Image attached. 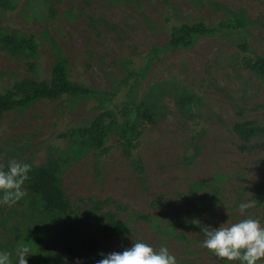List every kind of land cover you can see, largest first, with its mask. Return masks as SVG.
I'll return each instance as SVG.
<instances>
[{
	"label": "rangeland",
	"instance_id": "1",
	"mask_svg": "<svg viewBox=\"0 0 264 264\" xmlns=\"http://www.w3.org/2000/svg\"><path fill=\"white\" fill-rule=\"evenodd\" d=\"M8 1L15 9L0 6V29L33 34L39 48L13 56L0 43L1 91L24 78L50 79L61 52L73 82L118 90L113 108L121 109L134 90L158 103V115L141 127L129 155L113 137L108 149L62 164L59 186L72 212L67 224L43 217L25 184L20 201L0 203V251L12 253L17 264L15 249L24 242L31 248L27 264H67L60 252L72 244L85 263L79 244L80 237H91L86 223L118 221L120 234L103 241L104 255L145 242L157 251L166 247L177 264H241L208 252L201 227L249 217L264 226V80L241 64L244 56L264 55V0ZM234 15L247 18V30L201 38L191 49L151 58L173 26L213 25ZM245 41L249 51L239 47ZM185 96L193 101L183 106ZM97 105L93 98L63 97L6 113L0 120V166L7 171L15 160L32 169L63 158L69 143L61 134L88 124ZM247 120L260 127L248 141L234 131ZM241 203L249 205L243 213ZM53 232L51 242L42 240Z\"/></svg>",
	"mask_w": 264,
	"mask_h": 264
},
{
	"label": "trees",
	"instance_id": "2",
	"mask_svg": "<svg viewBox=\"0 0 264 264\" xmlns=\"http://www.w3.org/2000/svg\"><path fill=\"white\" fill-rule=\"evenodd\" d=\"M0 6L15 9L8 0H1ZM248 25L247 18L234 15L213 25L196 21L173 26L168 40L160 47L154 48L151 52V58H157L171 51L191 49L201 38L247 30ZM0 43L2 48L13 56L35 54L39 48L35 35L8 33L2 29H0ZM239 47L244 51L250 50L246 41L241 43ZM241 64L243 68L250 70L259 79L264 80V55L250 54L244 56ZM117 94L118 90H100L73 82L69 61L61 52L56 53L50 79L24 78L16 81L12 86L0 90V120L6 113L24 110L40 100L57 101L63 97H71L77 99L93 98L98 102L99 111L88 124L73 127L61 134V137L69 143V148L66 153H63V158L58 160L50 158L48 163L33 167L28 173L29 179L24 184L35 197L36 203L40 207V214L46 219L56 218L60 219L63 224H67L72 216L68 198L59 186L62 164L88 153L108 149L106 144L113 137L119 140L124 152L129 155L131 150L136 148L141 127L147 123L154 124L156 122L158 103L155 100H150L147 97L140 98L136 91L131 90L124 106L117 110L113 108ZM192 101L191 96H185L181 99V104L183 106L188 105ZM234 131L248 141L260 131V127L255 121L247 120L236 123ZM47 222L50 223L51 221ZM86 226L90 229L91 237L88 241L86 238L80 237L79 247L82 246L85 261V263L80 262V264H87L86 262L89 260L95 264L102 258L103 241L117 238L121 226L118 221L88 222ZM53 235L54 232L52 234L47 233L42 237V240L51 242ZM42 240L37 237L38 244H44ZM62 240L59 241L60 246L61 244L65 246L66 241ZM71 246L72 244L66 245L61 250L60 256L63 261L68 262L67 264H76L77 253L73 251ZM45 249L47 253L48 250L51 252L49 246L48 248L46 246ZM48 254L51 255V253Z\"/></svg>",
	"mask_w": 264,
	"mask_h": 264
},
{
	"label": "clouds",
	"instance_id": "3",
	"mask_svg": "<svg viewBox=\"0 0 264 264\" xmlns=\"http://www.w3.org/2000/svg\"><path fill=\"white\" fill-rule=\"evenodd\" d=\"M30 165L11 161L8 170L0 166V203L11 206L20 201L27 193L22 190L29 179ZM249 205L241 203L239 211L244 212ZM199 224L198 221H194ZM204 234L203 247L220 260L240 261L241 264H259L264 261V226L255 218H246L232 224H222L218 228L201 227ZM31 248L20 242L15 249L17 264H27ZM12 253L0 251V264H12ZM97 264H177L176 257L169 254L166 247L155 250L145 242H135L122 252L101 253ZM76 264H80L77 260Z\"/></svg>",
	"mask_w": 264,
	"mask_h": 264
}]
</instances>
